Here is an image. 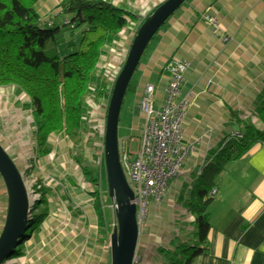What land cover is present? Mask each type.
<instances>
[{
  "label": "crops",
  "instance_id": "0c3cea01",
  "mask_svg": "<svg viewBox=\"0 0 264 264\" xmlns=\"http://www.w3.org/2000/svg\"><path fill=\"white\" fill-rule=\"evenodd\" d=\"M110 1L139 17L138 12L145 10L143 8L148 6L145 12L149 13L163 0L156 4L155 0ZM190 2L167 20L164 30L152 40L154 45L146 62L140 59L137 66L144 76L148 78L154 74L160 82L155 87V93H161L156 99L157 108L162 103L168 81L162 67L170 58L186 60L189 68L180 93L190 92L195 97L183 123L184 142L191 146L183 163L184 174L170 182L169 192L163 198L172 204L174 215L173 220L169 216L172 222L164 239L167 249L173 242V233L184 227L187 232L192 230L188 207L182 209L187 201L183 203L179 197L184 196L185 190L189 192L190 181L200 165L211 152L218 150L231 132L241 130L244 123L258 124L256 109L264 93V0ZM207 14L219 22V36L214 35L212 27L203 19ZM224 37L229 40L225 42ZM147 84L131 85L138 100ZM141 116L143 122L139 130L142 134L144 115ZM139 137L131 138L135 146ZM128 141L127 137V145ZM14 158L19 161L17 154ZM215 188V196L208 207L207 248L193 264H264V142L253 143L241 157L228 162ZM155 204L150 201L151 213ZM140 246L138 242L135 256ZM106 260H109L108 254Z\"/></svg>",
  "mask_w": 264,
  "mask_h": 264
},
{
  "label": "rangeland",
  "instance_id": "374dc122",
  "mask_svg": "<svg viewBox=\"0 0 264 264\" xmlns=\"http://www.w3.org/2000/svg\"><path fill=\"white\" fill-rule=\"evenodd\" d=\"M57 1L39 0L36 8L42 16H52L50 19L52 23L61 25L63 17H56V14L59 13V9L56 7ZM159 1L155 0L153 3L156 4ZM190 1L192 0H186L181 6L189 5ZM135 7L139 9L138 6ZM146 8L143 9L147 11ZM145 10L138 12L139 17L147 14ZM209 17L212 16L209 15ZM65 19L68 20V18H64V21ZM165 27L166 25H163L155 35H160ZM132 33V29H130L119 34L118 42L116 41L107 47L104 53L105 56L102 55L103 57L99 61L101 72L99 69L96 71L97 74H101L98 76L99 81L96 84L102 85L106 82L112 90L113 82H115L127 56ZM80 37L79 27L74 29H70L69 26L62 27L57 52L60 55L74 52L77 49ZM153 45L154 41L151 40L142 55V63L146 62ZM146 82L156 88L160 84L154 74L147 78L141 70L137 69L131 78L130 85L144 86ZM103 89L104 93L101 90L96 91L95 98L91 94L87 95L88 93L85 95L87 102H89V112L86 111L82 116L83 127H85L84 141H81L83 147H74L75 143L63 133L52 134L49 138L50 153L39 158L35 153L34 132L36 127L32 122L31 111L25 106V103L28 102L26 94L16 93L14 86L0 87V145L5 151L9 146L6 152L15 163L14 155L17 154L18 163L21 164V169L24 170L21 175L24 178L23 182L27 189L28 199L30 198L29 201L31 202L28 219L29 216L31 218L32 215H37L40 209L47 206V216L42 221L39 232L37 234V231L31 233L25 242L16 248L21 250L23 254L19 257H11L4 264H110V236L116 224V219L114 216L115 205L107 195L106 175L103 174L98 186H95L86 181L82 174V164L98 167L103 159V148L100 149L105 132L103 110H107L111 96L110 91L106 93L105 90L107 89L105 87ZM160 94L155 93L154 106ZM142 114L140 100H138L136 93L133 91L126 92L118 122V144L120 148L123 143H126L128 137L129 150L135 149L133 139L141 134L139 129H141L140 123L143 122ZM98 133L101 136L100 141H98ZM235 133L236 131L232 132L231 135ZM76 157L82 158L79 162L81 168L75 162ZM202 172L203 170L200 171L199 169L192 179L195 180ZM193 180L190 181L191 185ZM37 184L38 186L40 184L41 187L44 186L47 193H43L42 188H35L34 185ZM97 189L100 190L99 195L94 194ZM42 194L47 198L42 200L46 201H42L41 205L35 206L38 199H41ZM184 196H188L187 199H189L190 195L186 190ZM153 201L156 203L154 212L151 213L152 206H150V203L147 204L145 207L146 215H142L143 221L137 225V243L139 242V246L143 245V247L140 246L139 252L136 254V264H168L171 260L167 262L163 253L167 258H170L173 256L174 250L181 246L182 241H186V245L194 243V229L187 232L184 227L185 230L181 229L178 233H173L169 255L166 249L165 251L162 250L163 253L156 251L158 247L162 249L168 246L164 239L168 236L166 231H169V224L172 222H169V216H172L173 220L174 215H172L171 209L173 206L169 204V200ZM97 203L100 206V212L105 215L101 216V219L95 212ZM139 204L140 206L138 203H134L136 212L144 206L142 203ZM6 205V190L0 177V232L4 223ZM184 206H188V203L183 204L182 209H186ZM33 207L37 209L31 210ZM101 223L102 225H100ZM28 234L29 232H27ZM107 254L109 255L108 261L106 260Z\"/></svg>",
  "mask_w": 264,
  "mask_h": 264
},
{
  "label": "trees",
  "instance_id": "16d2710c",
  "mask_svg": "<svg viewBox=\"0 0 264 264\" xmlns=\"http://www.w3.org/2000/svg\"><path fill=\"white\" fill-rule=\"evenodd\" d=\"M38 1L0 0V87L14 86L16 93L26 94L28 102L25 106L31 111L32 122L36 127L34 132L35 153L41 158L51 151L49 138L52 134L63 133L75 143L74 147L81 146L85 131L82 116L86 111L89 112V102L85 95L88 93L87 95L91 94L95 98L97 90L103 91L105 87L107 89L105 92L108 93L111 89L105 81L102 85L96 84L99 81L98 76L101 75L96 73L98 69L101 72L99 64L101 57L105 56L104 53L110 44L119 40V34L130 29L133 32L131 43L139 24L155 8L141 18L137 13L115 6L110 0H60L59 2L55 0L58 2L56 7L59 9L56 17H63L62 24L59 25L50 21L52 16L45 17L40 14L36 8ZM206 17L209 15L203 17L209 24ZM64 18L68 20L64 21ZM65 26H69L70 29L79 27L81 37L74 52L60 55L57 52L58 39L61 36V28ZM155 37L156 35L152 40ZM174 59L183 60L170 58L168 61ZM167 75L169 77V72ZM131 90L129 83L126 92ZM194 100L193 96L187 111ZM103 113L105 117L106 111L103 110ZM101 115L103 117L102 113ZM255 118L258 124L244 123L241 130L236 131L240 135L239 138L231 135V132L218 150L206 157L199 167L203 172L193 180L191 188H188L189 199H187L188 196L186 199L182 195L179 197V201L188 203V211L192 218L189 225L194 229L195 241L192 245H186V241L179 243L180 249L176 248L170 258L162 252L166 249L169 255V249L162 248L160 251L167 262L171 260L168 264H193L194 260L206 250L210 230L208 207L215 196L211 194V190L216 189L217 178L225 170L228 162L241 157L253 143L264 142V93L261 95ZM100 140L99 135L98 141ZM100 149H102V144ZM80 159L82 158L76 157L75 162L81 168ZM16 163L20 174L23 173L21 164L17 160ZM82 170L86 181L98 186L101 176L105 174L104 161L102 159L98 167L82 164ZM34 187L42 188L43 193H47V189L44 186L41 187L40 184ZM99 191L95 190L94 194L99 195ZM42 199L47 198L42 194L35 206L46 201ZM95 207L99 219L105 216L103 212H100L98 203ZM43 208L37 215H32L31 218L29 216V219L27 217V229L20 238L18 246L22 245L31 233L39 232L41 223L47 216V206ZM36 209L31 208V210ZM27 232H29L28 235ZM22 254L21 250L15 249L6 261Z\"/></svg>",
  "mask_w": 264,
  "mask_h": 264
},
{
  "label": "water",
  "instance_id": "95a60500",
  "mask_svg": "<svg viewBox=\"0 0 264 264\" xmlns=\"http://www.w3.org/2000/svg\"><path fill=\"white\" fill-rule=\"evenodd\" d=\"M186 0H163L137 29L114 82L105 115L103 161L107 195L114 203L116 224L110 236V264H132L138 240L134 194L119 159L118 122L121 106L140 59L159 29ZM0 177L6 190V213L0 232V264L18 247L25 232L29 199L22 175L0 145Z\"/></svg>",
  "mask_w": 264,
  "mask_h": 264
},
{
  "label": "built area",
  "instance_id": "2783aa9c",
  "mask_svg": "<svg viewBox=\"0 0 264 264\" xmlns=\"http://www.w3.org/2000/svg\"><path fill=\"white\" fill-rule=\"evenodd\" d=\"M206 19L217 36L220 30L218 21L213 17ZM223 39L225 42L229 40L228 37ZM188 66L186 61L174 59L163 67L169 72V77L162 103L157 108L154 106L155 87L152 84L145 86L140 100L141 112L144 115L142 134L134 150L130 151L126 143L119 147L120 164L134 194L132 203L144 205L136 212L137 225L141 224L142 217L146 215L147 204L152 200L163 199L169 182L184 174L183 163L191 146L183 139V121L193 95L190 92L181 95L180 88ZM233 136L240 137L237 133ZM215 192L216 189H213L211 194ZM133 264H136V256L133 258Z\"/></svg>",
  "mask_w": 264,
  "mask_h": 264
}]
</instances>
